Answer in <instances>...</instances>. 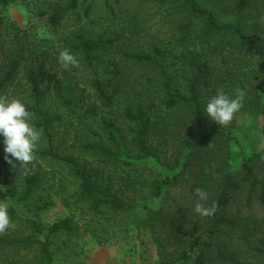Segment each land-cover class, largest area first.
<instances>
[{
	"label": "rangeland",
	"instance_id": "rangeland-1",
	"mask_svg": "<svg viewBox=\"0 0 264 264\" xmlns=\"http://www.w3.org/2000/svg\"><path fill=\"white\" fill-rule=\"evenodd\" d=\"M69 1L16 0L5 7L0 5V78L17 53L24 57L14 80L0 88V97L8 102L19 101L26 109L33 105L25 74L29 69L35 71L38 64L44 65L41 77V89L45 93L43 107L47 117L52 119V145L58 153L72 155L81 163L86 161L95 167L98 161L83 154L79 146L99 139L108 144L102 130L103 119L115 121L130 140V127L134 124L122 117L123 110L127 104L140 103L154 124L148 145L156 149V156L147 162H133L132 166L122 167L123 171L130 170L134 185L124 197L135 200L128 213L119 215L108 214L105 210L92 213L87 204L76 203L78 181L62 161L35 155L27 168L2 167L0 203L8 205L14 227L0 237L30 235L31 223H36L42 230L40 239L43 240L52 224L69 218L73 233L60 231L48 235L51 264H177L172 261L173 257L183 250L188 253L191 238L198 229L196 218L201 214L195 211L199 199L195 189L201 188L207 193V199L200 201L205 206L221 187L222 177L229 175L238 189L223 212L234 222L232 238L223 242L244 264H264V253L253 250L264 243V208L257 199L259 192L247 201L250 178L243 164L253 153L264 148L262 121L258 114V107L264 103V60L244 54L230 58L218 55L199 43L201 25L197 27L198 32L192 33L191 42L180 43L177 28L187 23L188 17L179 12L176 3H160L159 0H78L75 11L64 18L60 27L51 29L46 22V13ZM196 1L204 8L212 7L209 0ZM87 5H90V13L85 17ZM216 15L220 22L234 19L219 10ZM76 32L103 33L107 38H117L113 46L101 54L102 68L107 74L114 66L121 69L119 78L109 87V91L114 85L118 87L110 108H105L89 87L90 77L81 55L73 54L79 61L76 67L65 69L59 62L60 53L67 49L64 41L70 40ZM154 47L162 52L168 74L174 80L173 86L182 94L187 93L192 73L182 59L188 52L208 62L213 72L210 88L201 91L204 104L218 89L230 96H234L237 89L246 93L242 107L230 124L220 126L209 147L193 156H189L185 140L197 134L186 111L165 109L160 90L162 80L156 71L124 60V52L152 54ZM177 56H181L180 62L174 58ZM223 58L227 62L224 63ZM67 87L72 91L69 92ZM88 108H94L97 115L86 113ZM204 119L208 131L218 125L206 113ZM35 121L34 115L32 123ZM90 131H95L97 136L93 137ZM159 131L168 133V141L158 137ZM47 145V139L42 135L36 150L45 149ZM128 149L136 153L131 144ZM0 155H4L2 143ZM262 161L261 158L251 164L261 179L264 176ZM29 166L38 170L40 184L30 196L23 198L24 178ZM104 168L106 173L113 170L112 165ZM122 168H117L120 176L116 181L120 189L125 188L120 178L125 177ZM174 175H178L177 182L163 187L160 197H155L152 183ZM204 180L207 186L202 188L200 183ZM65 200L68 206L64 204ZM149 211L152 212L150 215ZM11 255L9 250L0 253V264H5Z\"/></svg>",
	"mask_w": 264,
	"mask_h": 264
},
{
	"label": "trees",
	"instance_id": "trees-1",
	"mask_svg": "<svg viewBox=\"0 0 264 264\" xmlns=\"http://www.w3.org/2000/svg\"><path fill=\"white\" fill-rule=\"evenodd\" d=\"M16 0H0V5L5 7L9 3ZM211 8L202 7L196 0H159L160 3H176L180 8V13H185L188 17L187 23L177 28L180 32V43L191 42L192 33L199 30V43L205 44L217 54H223L226 58L235 55H250L264 60V0H209ZM78 0H70L65 6L54 8L51 12L46 13V22L51 29L55 30L60 27L64 18L74 12L77 8ZM215 9V10H214ZM216 10L221 11L225 16H234L232 21L220 22L216 15ZM90 13V5L84 8V15L88 17ZM114 38H107L103 33L95 35L93 33L76 32L70 40H65L64 45L72 54L81 55L86 72L90 77L89 87L94 95L100 100L105 108H110L115 99V93L118 90L116 85L109 91L110 85L114 79H118L120 70L118 66H114L107 74L105 68H102L101 54L111 48ZM158 56H161L158 58ZM124 60L133 63V65H143L156 71L162 80L161 92L163 94V106L165 109L172 111L175 108H182L193 123L196 129V137L185 140V145L189 148V156H193L201 151L206 150L215 137V132L220 130L219 125H215L211 131L205 127L204 119V103L201 99V91L210 88L212 84V70L208 62L197 59L193 53L188 52L182 56L186 68L192 70L188 79L186 94H182L180 90L173 86V79L168 74L166 65L164 64V56L157 48H153V53L145 52H124ZM179 62L181 56L174 57ZM24 57L17 53L12 60L9 61L7 70L3 77L0 78V88L8 82L14 80ZM223 62H227L223 58ZM45 71L44 65L38 64L36 70H27L26 79L30 86L33 105L27 107V110L36 116L34 125L43 129V136L47 139V148L35 150V155L41 158H51L64 162L70 167L72 175L78 181V193L76 194V203L88 205V209L92 213H102L105 210L108 214H126L133 207L134 197H124L126 191L133 188V182L130 179V170L123 171V166H132L133 162H147L156 156V149L148 145L154 129V124L145 107L142 104H127L123 110V118L134 124L130 133V140L125 131L120 128L112 119L102 120V130L106 136L108 144L102 140L89 141L79 146L83 154L96 159L98 164L105 166L112 165L113 170L109 173L105 172V168L100 165H92L81 163L74 156H63L58 153L52 145V133L50 125L52 119L47 117L44 111V90L41 89V77ZM151 80V79H150ZM71 92V88L67 87ZM72 105V100L68 101ZM150 106V105H149ZM86 113L97 115L94 108H88ZM258 114L262 121V133L264 135V103L258 107ZM91 135L97 136L95 131H90ZM159 138L168 141V133L159 131ZM131 144L136 153L133 154L128 145ZM153 148V149H152ZM263 159L262 166L264 171V148L261 151L253 153L243 164L247 175L250 178V187L247 194V201H251L256 192L258 194V202L264 208V176L259 178L252 168L253 162ZM4 155H0V169L8 167L4 163ZM187 164V163H186ZM185 164V166H186ZM122 168L125 177L123 180L125 188L117 186V168ZM106 173V174H105ZM122 176V175H121ZM178 180V175L173 177H165L161 181L155 180L152 183V191L155 197H160L162 188L172 186ZM220 188L216 195L206 201V207L216 205V211L211 216L197 217L198 229L191 238L187 251H181L173 262L177 264H244L243 261L236 258V254L228 251L227 245L223 240L231 239L233 236L234 222L226 218L223 214L228 207L232 194L238 189L236 182L229 175H224L220 180ZM40 184V175L38 170L28 167L27 175L24 178V194L23 198L30 196ZM204 188L207 181L200 183ZM68 206V201H64ZM44 208V207H40ZM46 208V207H45ZM46 210V209H44ZM151 211L148 212L150 215ZM12 217V214H9ZM176 217V213H175ZM176 219L173 220L171 231L174 229ZM32 233L25 236L17 237H0V253L6 251L12 252L11 257H7L5 264H51L52 252L50 251L48 235L56 234L64 231L67 234L74 232L71 220L63 218L52 224L47 229V235L43 240L40 239L42 230L36 223H31ZM199 230H201L199 232ZM174 235V232H172ZM258 253H264V243L261 247L253 249ZM21 252L24 254L21 255ZM194 254V257L191 256Z\"/></svg>",
	"mask_w": 264,
	"mask_h": 264
},
{
	"label": "clouds",
	"instance_id": "clouds-1",
	"mask_svg": "<svg viewBox=\"0 0 264 264\" xmlns=\"http://www.w3.org/2000/svg\"><path fill=\"white\" fill-rule=\"evenodd\" d=\"M59 62L65 69L76 67L78 59L69 50L65 49L59 55ZM244 90L237 89L234 96H230L222 89H218L209 97L204 105V112L211 121L219 126H226L234 119L235 114L242 107L245 96ZM34 114L27 111L19 102H8L0 97V143L4 148V163L11 168H27L35 159V150L42 137L43 129H38L32 121ZM198 202L195 211L204 216H211L216 211V205L205 207L200 201L207 199V193L196 188ZM14 224L8 215V205L0 203V235L5 234Z\"/></svg>",
	"mask_w": 264,
	"mask_h": 264
}]
</instances>
